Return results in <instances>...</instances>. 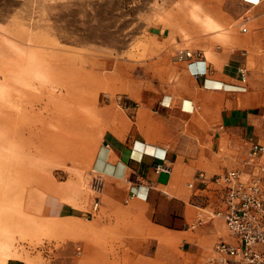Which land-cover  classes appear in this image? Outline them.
Here are the masks:
<instances>
[{"label": "rangeland", "instance_id": "1", "mask_svg": "<svg viewBox=\"0 0 264 264\" xmlns=\"http://www.w3.org/2000/svg\"><path fill=\"white\" fill-rule=\"evenodd\" d=\"M253 3L0 0V80L8 79L12 71L28 74L37 81L28 87L30 122L36 116L48 129L50 120L66 121V109L72 105L81 126L78 134H86L78 137V153H48L41 158L13 153L16 161L20 158L18 164L7 162L3 167L14 169V174L10 201L4 200L6 186L0 188V264L10 260L57 264L70 256H74V264H129L128 255L112 253L104 261L88 253L89 244L100 248L104 240L97 237L103 230L104 211L101 205L97 212L92 208L102 194L93 192L91 183L105 136L125 116L122 109L133 107L140 83L149 85L152 70L184 64L176 59L179 51L208 55L221 48L231 49L234 40L247 33L248 26L240 28L238 20L248 16ZM230 36L232 40L227 41ZM50 63L53 69L48 68ZM65 66H71L72 87L66 84L67 77L54 70ZM53 79L56 85L50 82ZM3 83L0 95L9 99ZM33 94L38 99L34 100ZM50 94L62 112L54 113ZM8 129L0 125L5 142ZM87 222L91 225L89 237H54L61 225L71 231Z\"/></svg>", "mask_w": 264, "mask_h": 264}, {"label": "crops", "instance_id": "2", "mask_svg": "<svg viewBox=\"0 0 264 264\" xmlns=\"http://www.w3.org/2000/svg\"><path fill=\"white\" fill-rule=\"evenodd\" d=\"M253 1L242 17L247 33L231 49L152 70L149 85L140 83L133 107L123 108L125 116L107 132L93 171L104 181L97 235L104 240L100 248L88 245L90 255L107 261L124 254L129 264H205L218 242H235L222 221L195 226L223 198L221 187L196 177L249 169L252 142L264 145V0ZM75 228L61 225L54 237L90 236L88 222ZM73 257L57 264H74Z\"/></svg>", "mask_w": 264, "mask_h": 264}, {"label": "built area", "instance_id": "3", "mask_svg": "<svg viewBox=\"0 0 264 264\" xmlns=\"http://www.w3.org/2000/svg\"><path fill=\"white\" fill-rule=\"evenodd\" d=\"M247 18L240 20L238 26L244 28ZM203 53L182 50L176 59L180 62L201 58ZM241 79L247 82V70H240ZM205 75L197 74L196 78ZM156 159L165 162L167 155ZM249 169H236L220 175L209 176L201 172L196 182L213 183L223 189L222 204L199 217L195 226L217 219L224 221L234 243L220 241L215 247V256L205 264H264V145L252 142L248 159L244 162ZM158 170L170 172V169L159 165ZM101 176H94L92 189L95 193L103 190ZM100 208L99 197L95 198L93 211Z\"/></svg>", "mask_w": 264, "mask_h": 264}, {"label": "bare ground", "instance_id": "4", "mask_svg": "<svg viewBox=\"0 0 264 264\" xmlns=\"http://www.w3.org/2000/svg\"><path fill=\"white\" fill-rule=\"evenodd\" d=\"M47 66L48 68L53 69L54 64L50 63ZM70 67L69 66H65L61 68L58 67V69H54V70L58 71V74H60L61 76L63 75L64 77H67L68 81L66 84H69L70 87H72L73 76L71 75ZM27 75L28 74L24 76V75H21L20 72L12 71L10 72V76L8 77V79L5 78L4 81H1L2 79L0 80L1 81L0 83L4 82L3 85H6V88L10 92V96H11V98L7 99L5 95H0V125L5 124L9 128L6 137H4L6 138V142H5V139H3V137H0V188L6 186L5 192H4L5 194L4 200L6 202L11 200L10 198H11V188L13 187L12 181H13L14 169H10V168L6 169L3 167L5 166L7 162L11 165L18 164L17 161H19L20 158H18L16 161L12 155L13 153H18L22 156L39 157V158L43 157L45 154H48V153L75 154V153H78L79 151L77 147L78 137H82L86 135L81 132L78 134V130L81 129V126L78 121L77 110L72 105H69V108H68L69 110L66 109V112H68V116L66 115L67 116L66 121H64L63 118H60L59 122H57L58 120L55 121L56 119L54 121L50 120L48 122V127H49L48 129L46 128L45 125H43V123L38 118L35 119L36 116L34 117V120L30 122L29 112H28V103H29V98H30L28 87L31 89L32 87H34L32 86V84L33 83L36 84L37 81H34L33 79H31L30 76L29 78ZM37 75H38V72H37ZM52 76H54V74H52ZM53 78L55 79L56 77H53ZM54 79L51 80L50 82L52 83L53 81L56 83ZM50 89L51 88H49V91ZM53 90L55 89L52 88V91ZM53 98L54 96L52 95L49 96V102H50V105L53 106L52 109L54 113L62 112V108L59 107L58 105H55L56 102L55 103L52 102ZM35 99H38V97L34 96V100ZM15 101H18V102L16 103ZM42 117L44 116L42 115ZM55 117H56V114H55ZM5 157H8V160ZM23 171H20V172H23ZM26 171L30 172V169H27ZM91 188H92V183H91ZM24 197L26 198V196ZM93 206H94V203L92 205V208Z\"/></svg>", "mask_w": 264, "mask_h": 264}]
</instances>
